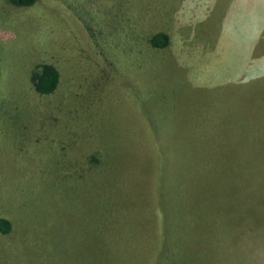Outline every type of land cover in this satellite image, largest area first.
Masks as SVG:
<instances>
[{
	"label": "rangeland",
	"instance_id": "374dc122",
	"mask_svg": "<svg viewBox=\"0 0 264 264\" xmlns=\"http://www.w3.org/2000/svg\"><path fill=\"white\" fill-rule=\"evenodd\" d=\"M0 218V264H264V0H0Z\"/></svg>",
	"mask_w": 264,
	"mask_h": 264
},
{
	"label": "trees",
	"instance_id": "16d2710c",
	"mask_svg": "<svg viewBox=\"0 0 264 264\" xmlns=\"http://www.w3.org/2000/svg\"><path fill=\"white\" fill-rule=\"evenodd\" d=\"M13 5L17 6H30L36 0H7ZM149 44L156 48H163L168 43V37L163 32H156L149 37ZM30 81L36 92L41 94L51 93L58 83V72L56 68L49 64L44 63L40 68L30 76ZM9 229V222L5 218H0V232L6 233Z\"/></svg>",
	"mask_w": 264,
	"mask_h": 264
},
{
	"label": "crops",
	"instance_id": "0c3cea01",
	"mask_svg": "<svg viewBox=\"0 0 264 264\" xmlns=\"http://www.w3.org/2000/svg\"><path fill=\"white\" fill-rule=\"evenodd\" d=\"M224 152H225V150H224ZM222 161H223V157H222ZM227 162H228V160L222 162L221 167H220V197L221 198H224V200H225L224 206L225 207L227 206V209L226 210L229 213V217H231L230 218L231 221L232 222H239L238 220L234 219L233 216H232V214H231V209L234 208V207H236L237 203L239 202V200H238V189H237V185L236 186H233L232 185V178H233V175H234V170L236 168H235V165H234L232 171L228 175V172H227L228 170L226 169ZM226 202H228L229 205ZM220 205L223 206V204H221V202H220ZM202 208H203V205H202ZM222 211H223V209H222ZM221 217H222V215L220 216V225H221V228H220L221 231L220 232H221V237L223 239L226 235H225V231L222 230ZM211 218L212 217L208 216V217L202 219V220H205L206 221V222L203 221V223H202V230L203 231H204L205 228H206V230H210V227L209 226H210ZM237 224L238 223H236V225ZM197 229L201 231V227H198Z\"/></svg>",
	"mask_w": 264,
	"mask_h": 264
}]
</instances>
